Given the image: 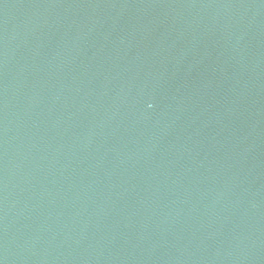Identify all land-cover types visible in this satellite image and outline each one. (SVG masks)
Here are the masks:
<instances>
[{
    "label": "water",
    "instance_id": "1",
    "mask_svg": "<svg viewBox=\"0 0 264 264\" xmlns=\"http://www.w3.org/2000/svg\"><path fill=\"white\" fill-rule=\"evenodd\" d=\"M0 264H264V0H2Z\"/></svg>",
    "mask_w": 264,
    "mask_h": 264
}]
</instances>
